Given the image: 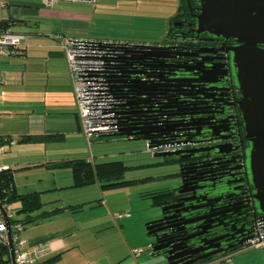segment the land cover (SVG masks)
<instances>
[{"label":"crops","instance_id":"obj_1","mask_svg":"<svg viewBox=\"0 0 264 264\" xmlns=\"http://www.w3.org/2000/svg\"><path fill=\"white\" fill-rule=\"evenodd\" d=\"M1 1L3 15L0 21H7L18 37L21 52L0 59V117L4 111L16 107L12 99L8 104L6 102V94L13 93L8 89L10 86L20 87L21 93L31 98L26 108L36 119L28 122L27 131L23 127L16 131L10 122L0 118V136L14 140L10 133L21 132L20 142H59L52 148L58 151L47 155L46 160L11 158L0 161V165H10L13 169L14 184L19 193L37 191L42 201L41 207L32 213L35 220L24 226L20 237L25 240L23 248L31 253L33 245L39 241L47 242L51 248L35 257L34 261L24 264H148L147 255L136 257L132 254V249L138 246L132 245L126 232L131 216L125 212L120 218L117 211L120 207L114 199L129 186L160 177L132 178L129 183L108 188L101 187L98 182L74 185L71 169L61 165L75 158L101 161H97L94 155H70L68 147L76 149L82 139H87L80 126L67 59L60 40L76 37L130 43L155 42L164 37L180 0L170 2L174 7L168 5V1L167 9L160 5L162 1H152L158 21L135 29L131 18L118 17L119 14L131 13L132 5L127 7V0H57L52 5H45L42 0ZM137 4L140 6V2ZM15 145L16 142L0 152H6ZM150 163L165 164L159 160ZM128 166V169L132 168ZM33 168L40 169V177L35 183L27 181L23 185L26 189H20L18 171ZM171 172L167 173L166 179L171 180ZM165 187L145 191L141 196L150 198L151 205L157 208L158 199L150 193ZM127 204L130 205L131 201L126 199L122 207ZM256 251L259 252L250 255L249 249L245 248L235 253L242 257L241 264H264L260 257L264 250Z\"/></svg>","mask_w":264,"mask_h":264},{"label":"flooded vegetation","instance_id":"obj_2","mask_svg":"<svg viewBox=\"0 0 264 264\" xmlns=\"http://www.w3.org/2000/svg\"><path fill=\"white\" fill-rule=\"evenodd\" d=\"M202 2L179 1L178 10L166 30V38L157 44L160 50H154L166 58L127 64L116 60L107 68V75L111 76L107 81L113 93L114 85L118 84L114 80L124 79L129 73L151 80L156 89L153 95L137 102L153 110L151 115L140 117V120L146 126H156L160 132L148 139L136 140L147 146L156 144L158 149L149 150L152 153L183 150L179 160L177 156L158 158L172 165L173 181L163 188L156 205L169 200L164 207L166 211H176L170 213L177 214L174 219H179L178 227L187 222L184 230L175 231L171 236L180 238L186 230L197 236L195 241L200 242L192 248L204 249L186 259L195 262L193 264L221 263L225 255L234 256L235 252L244 249L243 246L248 249L260 216L248 169L250 142L245 135L239 106L241 91L232 61L231 48L240 42L233 37L195 30V14ZM171 36L175 38L170 39ZM153 45L157 47L156 43ZM259 45L264 47V44ZM168 46L175 47L165 48ZM178 68L189 69L191 77L186 81L180 74L174 76L176 72H172ZM204 70L208 71L202 73ZM114 96L115 108L120 103L131 104L134 100ZM114 122L118 132L124 131L130 123H122L121 119ZM144 130L140 129L141 133H145ZM180 184L182 191L173 193L172 187ZM196 226L199 227L190 229ZM216 251L219 253L209 256ZM215 258L217 261L210 262Z\"/></svg>","mask_w":264,"mask_h":264},{"label":"water","instance_id":"obj_3","mask_svg":"<svg viewBox=\"0 0 264 264\" xmlns=\"http://www.w3.org/2000/svg\"><path fill=\"white\" fill-rule=\"evenodd\" d=\"M195 14L196 31L207 32L216 36L233 37L240 42L237 46L231 48L233 68L236 75V82L241 91V100L239 106L242 112L243 125L246 137L249 138L250 147L248 148V169L251 173V181L255 187V199L257 202L260 216L258 224L264 228V0H203L197 7ZM166 35L154 43L163 41ZM175 38L171 36L170 39ZM154 43H130L114 41L115 56L112 62L141 63L143 61H155L158 57L166 58L164 54L158 53L159 46H153ZM175 46H168L171 48ZM118 54V55H117ZM177 68V67H176ZM194 69H192L193 71ZM208 70L201 71L207 72ZM174 76L180 74L187 81L191 77L189 69H175ZM200 72V73H201ZM196 73V72H194ZM129 73L124 79L114 80V95L119 99H134L130 104L127 101L117 105L114 109V120L121 119V122L128 123L125 130L114 131L103 136H126L129 139H148L150 136L160 132V129L154 125L146 126L140 120V117H148L153 110L149 106H140L138 100H143L154 94L156 89L152 86L151 80ZM107 78H111L106 75ZM205 80V79H204ZM111 82V80H109ZM113 82V80H112ZM202 82V81H201ZM110 85V84H109ZM110 87V86H109ZM129 106V107H127ZM137 114V115H136ZM126 119V120H124ZM153 124V123H152ZM115 125V122H114ZM116 126V125H115ZM141 127V128H139ZM146 129L141 133L140 129ZM143 131V132H144ZM139 136L130 138L131 136ZM154 142V141H153ZM152 143V142H150ZM148 149H158L156 144H148ZM182 149L160 150L152 153L154 158L177 156L178 160ZM179 155V156H178ZM183 185H175L172 191H182ZM202 187V186H201ZM201 192V191H200ZM196 196V194H193ZM156 205L160 210V217H154L146 223V234L151 238L148 244L152 259H163L165 264H193L195 262L186 261L191 254L203 250L204 248H192L198 241H195L194 235H190L189 230L180 238H174L171 233L181 231L186 228V223L178 227L180 222L176 218L177 214L166 211L164 205ZM173 207H171L172 209ZM2 213L6 216L5 210L0 204ZM170 210V209H169ZM178 211V210H177ZM8 223V221H7ZM174 223V224H172ZM192 227L190 229L197 228ZM10 234V226L8 225ZM200 236V235H198ZM254 238V237H253ZM163 243V244H161ZM12 248V242L10 240ZM192 248V249H191ZM247 248V247H242ZM213 252L209 256L218 254ZM218 258L210 262L217 261ZM13 260V256H12ZM151 260V259H150ZM185 261V262H184ZM160 264L161 261H159ZM182 262V263H181Z\"/></svg>","mask_w":264,"mask_h":264},{"label":"rangeland","instance_id":"obj_4","mask_svg":"<svg viewBox=\"0 0 264 264\" xmlns=\"http://www.w3.org/2000/svg\"><path fill=\"white\" fill-rule=\"evenodd\" d=\"M152 1L154 0H127V7L132 5V7L130 6L131 13L124 15L119 14L118 17L123 16L127 20L131 18V24H133L134 29L136 27L145 26V24H150L152 21L157 20V14L155 13L156 7L152 4ZM159 1L163 2L160 4L162 5L163 9H167L168 5H172V7H174L173 4H170V2L173 3L174 0ZM137 2H140V6L137 4ZM2 15L3 12L0 8V17H2ZM8 89L13 93L6 94V102L8 104V101H11L12 99L15 101L16 107H11L9 110L4 111L0 118L7 120V123L10 122L12 128L16 131H21L20 129H22V127L25 128V131H27L26 129H28V122H33L36 119L33 118L35 117L33 112L26 108L29 107L31 98L25 95L26 93H21L20 87L12 88L9 86ZM20 134L21 132L10 133L12 138L15 140L16 145L6 152H0V161H9L8 159L11 158L28 159L30 161L46 160L47 155L51 156L52 153L58 151V149L52 148L55 146V144L59 145V142H20ZM96 138L99 139H92L89 142L85 139H82V141L80 140L81 143L77 142L78 144L76 145V149L68 147L70 155H81L84 157H91L94 155L97 161L122 160L127 165L132 166V168H129L125 173L126 179H138L148 176L160 177L154 180L148 179L143 183H138L121 190L122 193H118L114 201L117 203V206L120 207L117 208L118 213H120L118 214L120 218H122L121 216L125 215V212L130 213L129 216L131 217L129 218V223L126 225V232L131 240L132 245L143 248V253L141 254L142 256H148V264H160L159 261H161L162 264H165L163 259L151 258L150 247L148 246V244L151 242V238L146 234V223L154 216L159 214L160 210L151 205L152 200L150 198L141 195H144L143 192L145 191L168 186L173 180H168L165 178V176H167V173L173 171L172 165H157L150 163L158 160V158H154L152 156V152L149 151L147 144L143 141L128 140L125 139V137L119 136H100ZM38 171H40L38 168L19 170L17 175L19 188L26 189L23 185L27 183V181H32V183H35L36 178L40 177ZM160 175L163 176L161 177ZM126 199L127 201H131V204H127V206L124 208L122 206ZM6 205L9 208H12L14 212H16L19 207L18 202H11ZM23 216V213H16V217L21 218ZM248 249L251 252L250 255L257 254L259 252L253 247H249ZM238 255L239 254L235 255L231 263L223 261L221 264H241L242 260H240V258L242 259V257ZM260 257L264 259V255L262 253H260ZM132 260L134 261V259Z\"/></svg>","mask_w":264,"mask_h":264},{"label":"built area","instance_id":"obj_5","mask_svg":"<svg viewBox=\"0 0 264 264\" xmlns=\"http://www.w3.org/2000/svg\"><path fill=\"white\" fill-rule=\"evenodd\" d=\"M45 5H52L57 0H42ZM95 1V0H88ZM3 2L0 0V6ZM69 68L74 95L77 105V113L81 129L90 141L94 136L109 134L115 131L114 109L116 98L110 91L107 81V68L115 56L114 41L94 40L86 38L66 37L60 40ZM21 42L11 31L9 26L0 24V59L20 54ZM0 70V78H1ZM15 141L0 137V150ZM11 168L10 165H0V171ZM6 216L0 209V259L3 253L7 256V264H24L34 261L35 257L47 253L51 246L47 242L39 241L33 245V255L23 248L25 240L20 237L24 225L15 220L16 212L6 204L1 203ZM8 221V223H7ZM10 226V234L8 232ZM12 242V248L10 246ZM249 247L264 250V228L259 224L254 238ZM142 247L132 249L134 256H139ZM13 256V260H12ZM233 255L223 257L225 262H230Z\"/></svg>","mask_w":264,"mask_h":264},{"label":"trees","instance_id":"obj_6","mask_svg":"<svg viewBox=\"0 0 264 264\" xmlns=\"http://www.w3.org/2000/svg\"><path fill=\"white\" fill-rule=\"evenodd\" d=\"M184 1V0H180ZM2 26H8L7 21H0ZM9 139L7 136H0ZM25 139V137L23 138ZM61 164V163H60ZM63 166L71 169L74 178V185H85L92 182H98L101 187H116L132 181L125 178V172L128 165L122 160H109L95 162L86 158H75L67 162H62ZM162 190L151 192L154 198L161 197ZM0 202L8 204L18 202L19 207L16 213H23L24 216L15 220L21 222L24 226L33 222L35 217L32 213L38 210L42 201L40 193L37 191L19 193L14 184L13 169L8 168L0 171ZM7 256L3 253L0 264H7ZM223 263V261H221ZM220 263V264H221Z\"/></svg>","mask_w":264,"mask_h":264}]
</instances>
